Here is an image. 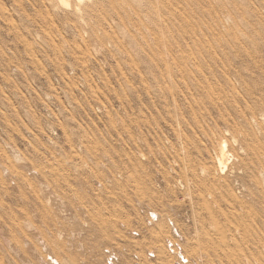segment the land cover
Returning <instances> with one entry per match:
<instances>
[{
    "label": "rangeland",
    "instance_id": "374dc122",
    "mask_svg": "<svg viewBox=\"0 0 264 264\" xmlns=\"http://www.w3.org/2000/svg\"><path fill=\"white\" fill-rule=\"evenodd\" d=\"M53 1L0 0V264H264V201L231 171L264 110V0H99L83 18ZM199 43L254 91L240 128L151 71ZM221 134L234 159L206 177Z\"/></svg>",
    "mask_w": 264,
    "mask_h": 264
},
{
    "label": "bare ground",
    "instance_id": "6f19581e",
    "mask_svg": "<svg viewBox=\"0 0 264 264\" xmlns=\"http://www.w3.org/2000/svg\"><path fill=\"white\" fill-rule=\"evenodd\" d=\"M53 3L54 5H57V8L60 6L69 11L71 10L75 15L83 18V16L81 17V15H85L83 14L85 12L94 13V9L97 7V5H99V0H54ZM116 3L118 5H149V7L150 5H153L154 8V5H175L179 3V0H116ZM110 4H112V2ZM92 13H90V15H92ZM161 17L162 21L164 22L162 15ZM161 17L159 15V12L157 11V14L154 17L155 21L153 23H155L156 21H158L159 23L161 21ZM221 21L223 22L224 20L221 19ZM202 44L203 43L195 45L194 48L191 49V52L189 54L183 53L170 57V55L166 51L167 54L165 56V59H162L163 57H160L159 54H157V56L155 55V59L150 58L152 66L150 67L151 71L154 69H158L159 63L164 61V66L166 67L168 75L167 78L172 82L169 83V89L172 91V93H174V96H176L178 99L180 98V96L186 99L189 96L193 97L197 95L198 97L206 98L208 103L211 104L213 109L218 112L219 116L225 123L232 122L235 128H240L239 119L248 122L250 121V118H248V116L245 117L243 111L236 112L235 106H237L238 99H246L247 95L251 96L254 91L249 88H244L242 91V85H238L240 81L243 82L244 73L238 71L237 69H232L231 65H227V61H230L232 59L230 54L222 52L220 53L219 51L221 47L218 46L211 47L208 51L206 50L205 45ZM228 44L231 43L229 42ZM238 47L239 46H237V48ZM238 51L239 52H237L236 54L237 57H245L246 60L248 59L250 61H255V58L252 55L247 54L240 49ZM174 71H177V73H174ZM261 106H264V98L261 101ZM246 108L251 111L254 110L249 106H247ZM231 111H233L234 114H231ZM251 121H253L256 125L257 132L250 131L246 134L244 133L243 143L245 147L240 149L243 151L242 153L240 152L236 155V157L234 156L236 159V163L234 164V166H232L231 171L232 173L236 174L237 178L243 182L244 185H242V188L243 190H245L244 192H247L248 197L264 201V110H260L259 114L252 113ZM201 125L203 126V124ZM206 133L210 138L214 137V135L216 136V133L212 130H209ZM218 134L220 135V133ZM218 139L219 142H217L215 153L213 154V157L211 159V167H205L201 170L204 176L214 177L215 179H217V175H225V173H227L230 168V161L234 159L233 155L228 150V142L223 137V135ZM232 139L234 144L238 142L235 136ZM19 156L20 155H18L17 158L20 160ZM219 187L223 186L217 182L211 184L208 191L209 196H215L219 191ZM243 195L245 196V194ZM248 206L250 207V205ZM248 206L241 207L249 208ZM259 213L261 215L262 213L264 214V210L262 213ZM152 217L154 218L155 215L152 214ZM262 217L264 218V215H262ZM71 254L72 253H70V255ZM179 258L183 262H185V258L182 254L180 257V253ZM51 260L55 261L58 264H75V261L73 260L62 259V261H58L52 256Z\"/></svg>",
    "mask_w": 264,
    "mask_h": 264
}]
</instances>
